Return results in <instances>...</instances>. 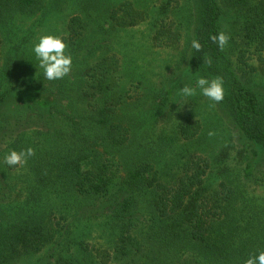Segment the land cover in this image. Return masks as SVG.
Returning <instances> with one entry per match:
<instances>
[{
	"label": "trees",
	"instance_id": "obj_1",
	"mask_svg": "<svg viewBox=\"0 0 264 264\" xmlns=\"http://www.w3.org/2000/svg\"><path fill=\"white\" fill-rule=\"evenodd\" d=\"M190 3L193 40L202 49L191 46L186 70L193 78H223L220 104L240 146V162L229 170L230 153L224 149L210 161L190 157L174 173L160 170L158 152L171 138L137 139L135 131L145 122L123 112L132 98L115 59L87 67L72 94L66 93V76L43 75L32 82L24 58L9 59L0 85V152L31 147L35 155L26 163L23 207L0 216V264L45 250L41 264H244L264 251V208L253 206L250 195L252 186L264 182V90L249 76L264 79V0ZM43 5L44 0H0V23L15 13L35 15ZM95 6L91 2L88 9ZM104 17L125 29L137 26L143 15L121 4ZM76 23L84 29L82 18L72 20L71 28ZM220 31L230 37L223 51L210 39ZM207 57L211 66L203 62ZM176 86L155 94L154 115L171 103ZM13 100L20 105L9 112L5 108ZM171 129L175 138L190 141L201 127L185 122ZM226 144L236 150L233 139ZM123 151L129 155L125 160ZM8 195L0 177V208ZM46 198L58 204L46 206ZM84 221L108 238L104 253L88 244L87 232L72 231Z\"/></svg>",
	"mask_w": 264,
	"mask_h": 264
},
{
	"label": "rangeland",
	"instance_id": "obj_2",
	"mask_svg": "<svg viewBox=\"0 0 264 264\" xmlns=\"http://www.w3.org/2000/svg\"><path fill=\"white\" fill-rule=\"evenodd\" d=\"M91 2H95L96 6L88 9ZM121 4L132 5L135 11L142 13L143 17L139 19L137 26L117 29L106 20L105 14L117 9ZM164 5L166 12L162 13ZM192 14L190 0H44L43 8L37 14L15 13L6 22L0 23V85L6 77L3 72L5 63L20 56L28 66L30 81L34 82L43 76L44 70L39 67L34 46L43 35L60 36L68 45L65 52L66 55H71L73 62L72 70L66 76L67 94L79 89L76 82L84 79L82 73L87 67L93 66L102 58L117 60L122 85L132 98L127 101L123 112L133 116L136 121L145 122L143 128L135 131L137 139L143 141L142 137H145L149 143L159 137L171 138L169 144L158 152L160 170L174 173L180 164L190 157L199 156L209 160L224 153V149L230 153V158L225 164L229 170H233L236 160L240 162L236 157L240 146L236 137L233 138L234 132L229 118L222 104L205 97L196 87L198 78H193L186 70L193 41ZM75 18H82L84 29H79L78 23L71 28ZM75 47L80 49L75 50ZM252 59L253 56L247 55L246 61L259 68V63ZM249 70L246 68L245 72ZM249 76L257 89L263 91L264 79L258 78L257 74ZM172 85L176 88L173 90L171 103L160 115H154L151 104L155 94L166 92ZM184 85L195 88L196 94L191 97L182 96L180 89ZM19 105V102L13 100L5 109L13 112ZM1 113L2 110L0 115ZM185 122L191 125L199 123L201 127L200 134L190 141L172 135L173 125ZM210 131L215 134L209 136ZM232 139L235 151L229 147L230 143L226 144ZM44 146L49 148L48 144ZM6 155L8 153L5 151L0 152L1 182L9 194L0 208L2 219L4 214L10 216L23 207L30 173L26 164L23 167L7 165L4 160ZM121 156L125 160L129 155L123 151ZM233 178L231 171V179ZM211 188L217 190L218 181L214 182ZM251 190L253 191L250 192ZM251 190L250 195L255 197L253 206L264 208V182L252 186ZM43 201H46V206L58 204L57 200L52 198ZM33 211L36 212V208H32L31 212ZM87 223L88 221H84L76 224L72 231H78L80 235L87 232L88 244L104 253L109 246L108 238L103 236L98 228ZM96 224L97 222H94V225ZM46 255L48 256V250L38 254H23L10 264H41Z\"/></svg>",
	"mask_w": 264,
	"mask_h": 264
},
{
	"label": "clouds",
	"instance_id": "obj_3",
	"mask_svg": "<svg viewBox=\"0 0 264 264\" xmlns=\"http://www.w3.org/2000/svg\"><path fill=\"white\" fill-rule=\"evenodd\" d=\"M210 39L223 51L230 37L224 31H220L216 35H211ZM67 47L68 45L62 37L54 35H43L39 38V42L35 44L33 50L39 60V67L44 70V76L47 80L63 79L71 72L72 57L71 55H66L65 50ZM192 47L197 51L202 49L201 43L197 40L192 41ZM203 62L211 66V57H207ZM196 87L201 90L205 97L215 103H220L224 99V81L222 77L217 76L211 80L201 77L196 81ZM180 94L184 97H191L196 94V89L184 85L180 89ZM214 134L211 131L208 133L209 136ZM34 155L35 150L29 147L19 152L12 150L5 156L4 160L9 166L23 167L27 163L28 158ZM244 264H264V251L259 252L258 255H250Z\"/></svg>",
	"mask_w": 264,
	"mask_h": 264
}]
</instances>
